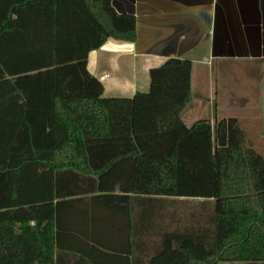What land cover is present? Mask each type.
<instances>
[{
  "label": "trees",
  "instance_id": "trees-1",
  "mask_svg": "<svg viewBox=\"0 0 264 264\" xmlns=\"http://www.w3.org/2000/svg\"><path fill=\"white\" fill-rule=\"evenodd\" d=\"M136 31L112 0H0V264L264 262V157L235 117L183 121L192 61L132 97L90 71ZM147 196L213 207L166 229L175 214L152 218Z\"/></svg>",
  "mask_w": 264,
  "mask_h": 264
},
{
  "label": "crops",
  "instance_id": "crops-1",
  "mask_svg": "<svg viewBox=\"0 0 264 264\" xmlns=\"http://www.w3.org/2000/svg\"><path fill=\"white\" fill-rule=\"evenodd\" d=\"M112 5L136 17L137 38H109L89 54L90 71L103 82L105 95L147 92L153 67L172 57L190 59L192 99L181 112L183 121L192 126L209 119L215 125L235 117L246 144L264 157V0H112ZM131 208L135 216L136 205Z\"/></svg>",
  "mask_w": 264,
  "mask_h": 264
},
{
  "label": "rangeland",
  "instance_id": "rangeland-1",
  "mask_svg": "<svg viewBox=\"0 0 264 264\" xmlns=\"http://www.w3.org/2000/svg\"><path fill=\"white\" fill-rule=\"evenodd\" d=\"M199 68H206L208 69L209 65H198ZM209 80L206 76L205 85ZM162 200H156L149 196L139 199H144V205L139 207L142 210H147L148 214L153 217H159L163 214V217L174 215V221L170 220L172 217L166 219L167 228L181 227L182 224H197L203 222L205 219L203 217V212L209 213L212 210V203H205L198 202L197 198L193 197H179V196H163ZM161 198V199H162ZM205 207H204V206ZM200 218V219H199ZM199 220V221H197ZM164 221V220H163ZM157 236H155V239ZM158 239V238H157Z\"/></svg>",
  "mask_w": 264,
  "mask_h": 264
}]
</instances>
